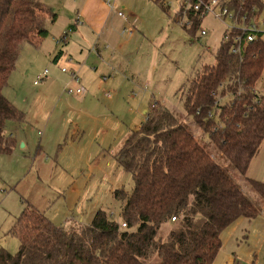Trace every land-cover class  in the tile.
Listing matches in <instances>:
<instances>
[{
    "label": "trees",
    "instance_id": "obj_1",
    "mask_svg": "<svg viewBox=\"0 0 264 264\" xmlns=\"http://www.w3.org/2000/svg\"><path fill=\"white\" fill-rule=\"evenodd\" d=\"M154 1L167 9L165 1ZM225 5L238 23L246 16L247 23L258 25L264 12V0H230ZM182 12L196 31L200 15L185 0ZM56 17L42 0H0V156L12 152L16 143L7 123L26 117L3 89L21 45L35 36L48 37L47 20L55 22ZM250 34L255 35L252 41L247 40ZM68 36L66 31L63 38ZM221 44L216 63L202 66L183 85L184 106L264 201V182L247 176L264 143V93L255 91L264 71V33L235 27L226 30ZM150 107L143 124L129 132L115 155L134 183L130 193L113 191L120 221L100 209L88 225L75 221L58 226L29 204L9 231L18 237L19 250L13 254L0 248V264H213L223 245L222 232L242 217L257 218L262 207L173 112L158 101L152 100Z\"/></svg>",
    "mask_w": 264,
    "mask_h": 264
},
{
    "label": "rangeland",
    "instance_id": "obj_2",
    "mask_svg": "<svg viewBox=\"0 0 264 264\" xmlns=\"http://www.w3.org/2000/svg\"><path fill=\"white\" fill-rule=\"evenodd\" d=\"M43 1L58 14L48 28L50 35L40 39L35 36L34 44L25 41L21 45L16 67L3 89L4 96L26 117L6 125L7 133L13 135L16 143L12 152L0 156V248L13 254L19 250L18 237L9 231L29 204L58 226H69L75 221L88 225L100 209L115 214L120 221L121 208L113 191L124 188L130 193L134 187L132 175L115 159L123 144L120 128L133 129L145 120L152 100L168 107L247 195L260 207L264 205L210 136L192 121L184 106L183 85L202 66L216 63L215 56L226 30L239 27V23L234 25L230 17L220 20L206 14L194 31L189 16L182 12L184 0H163L168 6L166 10L154 0H115L116 8L111 10L104 0L107 6L101 8L104 21L89 30L90 36L72 31L65 42L63 33L70 26V15L75 16L79 6L92 0ZM119 11L126 18L120 17ZM258 28L264 31V12L259 17ZM88 43L96 60L88 61L85 57L87 48L84 47ZM70 49L78 58L84 51L79 60L99 68L98 80L104 81L105 76L116 83L125 82L123 87L100 88L103 94L96 97V101L105 103L110 96L104 92L109 91L113 97L119 95L114 93L117 89L120 95L113 110L106 113L102 108L90 109L91 115L82 118L78 98L70 106L54 109L60 98L61 75L68 73L62 74L63 65L55 64L52 59L60 50ZM46 69L48 76L40 85H35L37 77ZM73 121L86 124L85 133L79 138L73 129L66 141L65 126H72L69 122ZM168 230L164 229L163 233ZM248 233L254 242L261 237L256 231ZM263 250L264 246L261 254Z\"/></svg>",
    "mask_w": 264,
    "mask_h": 264
},
{
    "label": "crops",
    "instance_id": "obj_3",
    "mask_svg": "<svg viewBox=\"0 0 264 264\" xmlns=\"http://www.w3.org/2000/svg\"><path fill=\"white\" fill-rule=\"evenodd\" d=\"M105 7L107 8L106 2H104V0H92L90 3L86 2L82 4L81 6H79V9L76 15L75 16L70 15L69 17V23H70V26H72V29L70 31H68L70 26L67 29L69 36H70V32L72 31H75L74 32L75 34H80L81 32H83L84 34L87 35L88 33L90 36L91 33L89 32L93 28L99 26L100 23L104 21V19L102 18L101 8H105ZM53 23L54 22L48 19L47 27L50 28V25H52ZM262 32L264 33V31ZM69 36L66 39L63 38V40L66 42ZM33 39L29 41L32 44H34ZM90 44L91 43H88V46L86 44V47H84V48H87L85 57L86 59H88V61L96 60V58L93 57V53H92L94 52L93 49L92 50L88 49L90 47ZM97 52L99 54L98 50ZM83 54H84V51H82L79 58H81ZM79 58L76 56V53L70 49V50H60L57 54H55V57L52 59L55 64L60 63L61 65H63V68H67L68 66L67 68L68 72L63 73L62 68H61L62 74H67V73L68 74L67 76L61 75V79H62L61 85L62 86L59 91L60 98H59V101L57 102L56 107H54V109H56L57 107H63V105L70 106L72 105L71 103L72 101H76L80 99L78 101H81V105L78 107V109L82 110V113H81L82 118H87L88 116L91 115L90 113L91 111H89L90 109L98 110L102 108V110H105L107 111L106 113H108L109 110L114 109V106L117 103L116 99H118L120 92H117L118 91L117 89L114 90V93L116 92L119 95L115 94V96L113 97H111L112 95H110L109 99H106L105 103H103V102L96 101V97L98 98L99 95L101 96L103 94L100 88L117 87V86L123 87L125 85V82L122 81L121 83L119 82L116 83V82H113V79L108 80V78H106L105 76H103V78H105L104 81H106V83H104V81L98 80L97 78L98 70L97 69L99 68H92L90 66H87V64L86 65L82 64ZM65 65L66 67H64ZM70 71H76L79 74L80 78L82 79V85L86 88L84 95H82L81 97L62 93V89L64 90L66 85L68 84H72L74 86L76 85L75 82H73V79H71L70 77V73H69ZM257 88H260V89L264 88V77L263 76L261 80L258 81V83L256 84L255 91L258 93H264V89L259 90ZM105 92H109V91L106 90ZM96 93H97V96H96ZM95 112H98V111H95ZM146 114H148V112H146ZM144 121L145 120L140 121V123H138V125H136V127L133 129L139 128L143 124ZM136 122H137V119H136ZM69 123H72L73 125L65 126V140L67 141V134L69 133V131H72L73 129H75V131L79 134V138H81L85 133L86 124L84 123L82 124L81 122L75 124L74 121L69 122ZM132 124H136V123H132ZM120 129H121L120 132L123 131L122 142L124 143L127 135L133 129L132 127L127 128V126L125 128H120ZM105 132H106L105 134H108V130H106ZM9 135H12V134H9ZM110 144L114 145L111 143V141H110ZM104 146L106 147V143H104ZM118 148H116V150ZM260 149L261 150L255 155V157L251 160L249 164L250 166L247 170V176L251 179H254V180L257 179V180H261L264 182V143L262 144ZM68 169L69 167L67 166V170ZM68 172H70V170H68ZM247 220H248L247 218L242 217L236 220L235 222H233L232 224H230L227 227V229L222 232L221 241H223V245L220 251L218 252L213 264H258V263L264 264V250L262 254L260 253L261 247L264 246V205L262 206L261 213L257 216L256 219L248 220V221ZM249 225L250 227L248 228ZM248 231H252V232L256 231L259 234H261V237L258 239L257 242L251 241L250 233H248ZM239 240L241 241V243L239 242Z\"/></svg>",
    "mask_w": 264,
    "mask_h": 264
},
{
    "label": "built area",
    "instance_id": "obj_4",
    "mask_svg": "<svg viewBox=\"0 0 264 264\" xmlns=\"http://www.w3.org/2000/svg\"><path fill=\"white\" fill-rule=\"evenodd\" d=\"M222 0H196V2H193V0H185L187 8L193 7L194 10L200 15V18H204L206 14H213L218 19H225L226 17H230L233 20V24L236 25L238 18L236 15L229 11L227 6L225 4L221 3ZM108 5L111 7L112 10H115L116 8V2L115 0H106ZM118 15L120 17H125L124 13L119 11ZM239 27L244 30H250L255 31L260 29L258 28V25L254 23L253 20L247 23V17L244 16L241 20V23H239ZM203 35H205V32H202ZM255 38L254 34H250L247 38L248 41H252ZM240 41V38L237 37L236 42L238 43ZM238 48L234 50V52H237ZM63 72H68V69L63 68ZM70 77L73 79V82H75V86L72 84L66 85V87L63 90V93L69 94V95H75V96H82L85 93V87L82 85V79L80 78L79 74L76 71H70ZM49 74V71L46 69L44 72L41 73L40 76L37 77L35 84L40 85L41 81L47 77ZM107 96H110L109 92H105ZM176 218H172V221H175ZM122 226H126L125 223H122Z\"/></svg>",
    "mask_w": 264,
    "mask_h": 264
}]
</instances>
